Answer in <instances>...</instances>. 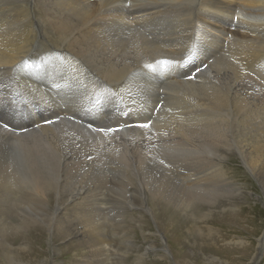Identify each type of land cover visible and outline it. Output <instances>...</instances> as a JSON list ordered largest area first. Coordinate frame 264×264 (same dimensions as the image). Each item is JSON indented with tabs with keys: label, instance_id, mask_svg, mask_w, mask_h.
Here are the masks:
<instances>
[{
	"label": "rangeland",
	"instance_id": "374dc122",
	"mask_svg": "<svg viewBox=\"0 0 264 264\" xmlns=\"http://www.w3.org/2000/svg\"><path fill=\"white\" fill-rule=\"evenodd\" d=\"M4 1L0 2L4 3ZM9 1L11 0H6L5 3ZM27 2L32 3L33 0H27ZM128 8L132 10L133 4L128 3ZM132 25L135 26L136 21ZM233 29L236 30V28ZM239 35L241 33L237 34V37ZM130 42L129 40L126 42L128 47L132 46ZM45 50L48 52L50 49H44L42 53H39L41 56L26 67L31 68L34 78L39 81L42 80L41 77L47 79L49 75L51 76L52 71V68L48 67L42 72H36L35 66L44 61L42 56L48 55ZM91 50L82 49L80 53L75 51L78 58H82H79L77 65L88 70L89 66V68H97L92 60L95 62L106 60L108 67L106 66L107 74L103 82H98L99 78L96 80L93 78L86 87V84H71L69 77L55 81V85L41 81L45 98L42 93L32 89L29 94L21 98V93L19 95L10 94L16 89L5 90L4 93L1 89L6 85L3 87L2 84L0 87L3 94L2 96L0 92V103H7L12 99L15 104L12 103L13 105L8 106L9 109L6 108L8 115L0 113V211L2 212L0 213V232L2 233L3 227L8 223L16 225L19 234L13 244L17 245L25 240L24 242L29 244L31 255L38 256L42 264H181L190 250L201 252L197 258L198 264H264V164L262 160L259 166L250 167V159L247 155L234 149L235 151H231L232 153H229L222 163L207 161L206 168L214 169V166H217L221 172H225L226 175L223 177L225 183L223 182L222 187L214 189L216 191L209 190L208 193L196 194L195 197H189V193L184 192L181 187L182 184L175 180L174 182L169 175L167 176V174L175 173L181 178L190 177L189 175L195 174V167L199 163L203 164L201 161L191 162L189 157L192 158V156L186 151L189 138L185 137L191 136V131L199 127L195 124H202L203 113L209 111L218 113L216 110L221 103L216 104L217 100L224 99L226 95H228L226 97L230 95L231 97L235 95L264 97L260 96L264 95V88H258L260 84L264 87V71L261 70L258 73L255 66L246 67L243 61L248 55V49L245 52L244 49H242L243 52L241 49H229V51L219 49L218 53L213 54L214 56L211 53L210 57L207 55V49ZM51 64L56 63L51 62ZM84 64L86 66H81ZM25 65L24 62L23 72L27 76ZM110 71L113 73L125 71L128 75L122 76L121 82V78L117 81V78L111 76L113 73L110 75ZM134 71L136 74L132 76ZM110 76L113 81L109 78ZM130 76H132L131 79ZM107 77L109 80H106ZM124 77L125 79L127 77L125 82ZM112 82L116 85L113 86ZM174 82V85L171 84ZM240 82L246 86L241 87ZM105 83L108 86L111 83V87ZM175 85L177 87H173ZM89 86H94V89H89ZM55 87L61 90L60 93L54 92ZM239 87L242 89L240 90ZM218 88L222 90L219 91ZM260 89L261 91H258ZM224 90L225 93H223ZM243 90L251 92L250 94L244 93ZM258 92L261 93L257 94ZM197 97L201 99L199 102L203 100L201 103H204L206 109L192 107V103L198 101ZM31 98L33 103H38L41 107L38 116H35L37 111L29 106L32 103ZM28 99L31 101L28 102ZM162 108L164 110H161ZM196 116H200V119ZM43 117L45 121H48L45 122ZM27 122L31 124L30 128L24 126ZM173 123H176V126ZM1 126L6 131L5 129L2 131ZM191 127H194L193 130ZM69 132H72L73 136H70ZM180 141L186 146H183ZM139 145L142 147H138ZM182 146L187 147L185 154ZM134 148L138 154L133 153ZM148 148L150 149L147 151ZM152 149H154L153 152ZM167 151L172 156H169ZM188 169L189 171L192 169L193 172L190 171L189 174ZM214 170L217 171V169ZM35 195H39L40 198ZM190 199L193 200L192 203L203 205V208L195 211L199 214L198 220H195V216H191V207L186 209L182 206L187 205ZM209 210L213 213L209 216L210 220H203L202 213H208ZM217 214L229 218L219 221ZM96 228H102V230ZM209 228L216 229L218 237L203 244L197 243L198 232L202 231L203 234L205 230L204 236ZM99 231H103L101 235ZM99 236L108 244L111 243L112 248L110 252H105L106 255H103L98 247L93 245L96 239H101ZM72 242L76 244L72 245ZM226 245L227 249L224 247ZM213 258L216 259L213 261ZM215 260H219L220 263ZM0 264L3 263L0 262Z\"/></svg>",
	"mask_w": 264,
	"mask_h": 264
},
{
	"label": "bare ground",
	"instance_id": "6f19581e",
	"mask_svg": "<svg viewBox=\"0 0 264 264\" xmlns=\"http://www.w3.org/2000/svg\"><path fill=\"white\" fill-rule=\"evenodd\" d=\"M5 1H4V3L0 2V87L2 86V84H3V87H4V85H6L5 88L1 89L2 92H4V93H5V90L12 91L13 89H16L14 92H10V94L11 95H14V94L19 95L21 93V95H20L21 98H23L24 96L29 94L31 89L35 90V92L38 91V92H40V94L41 93L43 94L42 90H44V86H42L41 81H45L49 84L55 85V83H56L55 81L62 80L64 77H69L71 84L81 83V84H86V87H87L88 83L92 81L93 78L95 80L99 78L98 82H103L105 80L103 78L106 77V74H107V72H106V69H107L106 66L108 67V65L106 63L107 61L105 60L102 62H95L92 60L93 65L97 66V68H89L90 67L89 66L87 68L88 70H86L82 67H79L77 65V62L82 58L79 57L80 58L79 59L75 51L80 53L82 49H92V50L93 49H95V50L96 49H207V51H208L207 55L209 57H210L211 53H212V56H214L213 54H216V52L219 49H224V50L228 49V51H229V49H241V50L244 49V52L246 51V49H248V51H247L248 55L243 60L245 62V66L246 67L247 66L248 67L255 66L256 72H258V73H260L261 70L264 71V0H33L32 3L31 2L28 3L27 0H13V1L11 0L8 3H5ZM128 3L133 4L132 10H130L128 8ZM135 21H136V25L133 26L132 24L135 23ZM233 28H236V30ZM237 28H239V29H237ZM239 33H241V35H239L237 37V34H239ZM128 40L131 41L130 43L132 44V46H130V47H128L126 45V42H128ZM46 48L50 49V50H48V52L45 50V53L47 52L48 55L42 56L44 61L42 63H40L39 65L35 66V69H37L36 72H40V71L42 72L46 68L51 67L52 68L51 76L49 75V77L47 79L41 77L42 80L39 81V79L34 78V75L32 74L33 72L31 70V68L27 69L26 67L31 65L38 57H40L41 55L39 53H42V51ZM69 49H77V50L74 51V50H69ZM79 49H81V50H79ZM52 51H54V52H52ZM181 51L182 50H180V52ZM241 52H243V50ZM181 53H184V52H181ZM245 54H247V53H245ZM207 55H206V58H207ZM177 57H178V55H177ZM211 59L212 58H210V60ZM24 62L26 64L25 69L27 71V76L25 75V72H23L24 67L22 65ZM51 62H54L56 64L53 65V64H51ZM80 62H82V61H80ZM231 62H229V64ZM226 63L228 65L227 60H226ZM219 64H221V63H219ZM144 65H146V64H144ZM81 66H86V64L81 65ZM238 67H240V66H238ZM139 68H140V66H139ZM234 68H236V67L234 66ZM101 70H103L102 74H101ZM131 70H133V69H131ZM212 70H213V68H212ZM253 70H255V69H253ZM112 73L113 72L110 71V75ZM232 73H234V72H232ZM134 74H136L135 71L132 74V76H134ZM124 75H128V73L126 74L125 71L124 72L118 71L116 73H113V75H111V76L117 78V81L119 78H121V82H122V76H124ZM219 75H221V74H219ZM111 76L109 78H111ZM132 76H130V79ZM231 76H233V75H231ZM54 78H55V80H53ZM218 78H219V76H218ZM260 78H261V76H260ZM123 79H125V77ZM126 79H127V77H126ZM126 79L124 80V82L126 81ZM134 79H135V77H134ZM152 79H154V78H152ZM106 80H109L108 77ZM111 80L113 81L112 78H111ZM114 80H116V79H114ZM140 80H141V78H140ZM136 81H138V79H136ZM190 81H192V80H190ZM260 81H261V79H260ZM121 82H119V83H121ZM252 82L253 81H251V83ZM110 84L111 83H109V86H108V84H106V85L108 87H111ZM112 84H113V82H112ZM171 84L174 85L175 82L171 83ZM242 84L243 83L240 84L241 87L246 86V85H244V84L242 85ZM114 85H116V84H113V86ZM123 85L126 86V84H123ZM166 85H168V84H166ZM184 85H185V83H184ZM180 86H178V87H180ZM252 86H253V84H252ZM252 86H251V88H252ZM254 86H257V85H254ZM173 87H177V86L175 85ZM218 87H220V86H218ZM237 87H236V89H237ZM241 87H239L240 90L242 89ZM259 87H261V89L264 88L261 86V84L258 85V88ZM115 88L117 89V86ZM115 88H113V89H115ZM156 88H158V87H156ZM58 89H59L58 87H55L54 92L60 93L61 90H58ZM89 89H94V86H89ZM135 89L137 90L136 87H135ZM261 89L258 91H261ZM1 90H0V92H1ZM76 90H78V89H76ZM194 90H196V89H194ZM218 90L220 91L222 89L218 88ZM2 92H1V95L3 96ZM246 92L249 93L251 91H246ZM246 92L244 91V93H246ZM118 93H120V92H118ZM223 93H225V90L223 91ZM223 93L221 92V94H223ZM230 93H232V92H230ZM252 93H253V91H252ZM259 93H261V92H258L257 94H259ZM155 94H156V92H155ZM215 94H216V92H215ZM234 94H233V96H234ZM38 95H39V93H38ZM49 95H51V94H49ZM42 96H44V98H45L44 94ZM52 96L54 97V95H52ZM52 96H50V97L52 98ZM226 96H228V95H226ZM226 96L224 99H221L219 101L216 99L217 100L216 104H217V102L221 103L219 108L216 110V111H218V113H213L211 111L203 113V115L201 117V119L203 120V122H201L202 124H200V125L195 124L197 127L198 126L199 127L197 129H194V130H193L194 127L193 128L191 127L192 128L191 130H193V131H191L192 135L189 136L190 135V132H189V135H188L189 137H185V138H189L188 145H187L188 148L186 147L188 150L183 147L186 145H183V143L180 141L183 145L182 149L184 148V154L186 151H188V153L192 156V158H190L188 156L189 159L192 160L191 162L194 161L196 163L197 161H201V162H203V164L200 165V163L198 162L199 165L197 167H195V170H194L195 174L193 173L192 176L189 175L190 177L185 175L186 178L185 177L181 178L178 176V174H175V173H172V174L170 173L171 174L170 175V174H167V172H166L167 176L169 175L171 180H173V181L175 180V181H177V183L182 184L181 187L183 188L184 192L189 193L188 194L189 197H193L194 195L196 196V194L203 195L205 192L208 193L209 190H214V189L220 187L222 184L225 183V179L223 178L226 175V174H224L225 172H221L217 166H214V169H217V171L214 170L213 168H206L205 163L207 161H214V162H221L222 163L223 162L222 160L224 158H227L228 154L232 153L231 151H233L234 149H237L243 155H247V157L250 159V164H249L250 167H252V166L257 167V165L260 164L262 161L264 164V97H263L264 95H260L263 98H259V96L257 97L255 95H253V96L251 95L250 97H246L245 95H242V96H239V95L236 96L235 95V97H231V95H230V97H226ZM202 98H204V97H202ZM46 99H48V98H46ZM57 99H58V97H57ZM197 99H198V97H197ZM31 100H32V98H31ZM31 100L28 99V102ZM199 100H201V99L199 98L198 101L193 102L192 107L194 109H197V108L206 109V106L204 105V103H201V102H203V100L201 102H199ZM36 102H38V101H36ZM167 102H166V104H170ZM12 103H13L12 99H10V101L7 103L6 102L0 103V113H6L8 115V111L6 108H8V106H11L14 104V103L13 104ZM60 103H61V101H60ZM208 103L210 104L209 101H208ZM42 105H43V103H42ZM55 105H56V103H55ZM29 106L32 108V110L37 111V113H35V116H38L37 114H39V111L41 110L40 105L38 103H33V100H32V103L29 104ZM43 106H45V105H43ZM23 108H25V107H23ZM60 108H62V107H60ZM141 108H143V107H141ZM161 110H164V109L162 108ZM85 111H87V110H85ZM69 113H70V111H69ZM151 113H150V115H151ZM161 113H160V115H161ZM162 114H164V113H162ZM198 114H200V113H198ZM63 115H64V113H63ZM153 116L155 117V115H153ZM200 116H196V118L197 117L199 118ZM49 117H51V116H49ZM68 118H70V117H68ZM43 119H44V117H43ZM59 119H60V117H59ZM93 119H95V117ZM44 121H45V119H44ZM47 121H45V122H47ZM62 121H64V120H62ZM38 122L40 123V121H38ZM136 122H138V121H136ZM143 122H142V124L140 123L142 126L144 124ZM172 122H174V121H172ZM196 122L200 123L199 121H196ZM196 122H194V123H196ZM69 123H70V121H69ZM106 123H108V122H106ZM36 125H38V124H36ZM42 125H43V123H42ZM104 125H105V123H104ZM137 125H134V126H137ZM174 125L176 126V123ZM24 126L30 128L31 124L27 122L24 124ZM74 126H75V124H74ZM134 126H133V128H134ZM171 128H173V126ZM4 129L5 128H3L2 131H4ZM39 129H41V128H39ZM65 129H66V127H65ZM5 131H6V129H5ZM88 131H89V129H88ZM187 131H188V129H187ZM31 132H33V131H31ZM75 132H76V130H75ZM75 132H73V134ZM4 133L6 134V132H4ZM71 133H70V136H73ZM185 133H186V130H185ZM11 134H13V133H11ZM82 134H83V132H82ZM99 134H98V136H100ZM120 134H122V133L120 132ZM27 135H28V133H27ZM76 135H74V136H76ZM79 135H81V134H79ZM115 135H116V133H115ZM22 136H23V134H22ZM35 136H36V133H35ZM117 137H119V136L117 135ZM141 137H144V136H141ZM79 138H81V137L79 136ZM102 138H104V136ZM149 138H151V137H149ZM23 139L26 140V138H23ZM91 141L93 142V140H91ZM109 141H110V138H109ZM117 141H119V139ZM139 141H141V140L139 139ZM160 141H162V139H160ZM49 142H51L50 139H49ZM163 142H164V140H163ZM172 142H174V141H172ZM87 144H90V143H87ZM87 144H86V146H87ZM131 144H129V145H131ZM152 144H153V140H152ZM160 144H161V142H160ZM173 144H175V143H173ZM157 145H155V146H157ZM163 145H161V146H163ZM166 145H167V142H166ZM169 145H168V147H170ZM140 146L141 145H139L138 147H140ZM93 147H95V146H93ZM102 147H99V148H102ZM118 147H117V149H118ZM163 147H165V146H163ZM176 147H179V146H176ZM86 148H88V147H86ZM129 148L130 147H128V149ZM150 148H152V147H150ZM150 148H148L147 151ZM175 149L177 150V148H174V150ZM185 149H186V151H185ZM102 150H104V149H102ZM153 150L154 149H152V152H153ZM127 151L129 152V150H127ZM181 151L183 152V150H181ZM66 152H67V150H66ZM134 152H135V148H134L133 153ZM136 152H135V154H136ZM167 152H169V151H167ZM124 153H125V151H124ZM129 153H128V155H129ZM139 153H141V152H139ZM137 154H138V152H137ZM131 155H134V154H131ZM140 155L138 157H140ZM155 155H157V157L160 156L159 154H155ZM170 155L171 154L169 152V156ZM181 155H182V153H181ZM56 156L58 157V155H56ZM63 156H64V154H63ZM193 156H194V158H193ZM151 157H152V155H151ZM161 157L162 156H160L159 158H161ZM186 157H187V155H186ZM244 157L246 158V156H244ZM64 158H65V156H64ZM77 160L79 161L78 158H77ZM97 161H98V159H97ZM131 161H133V160H131ZM121 162H123V161H121ZM98 163H99V161H98ZM181 164H183V163H181ZM40 165H43V164H40ZM188 165H190V163ZM262 165H260V167ZM193 167L194 166H192V168ZM222 170H224V169H222ZM190 171H192V169ZM190 171L188 169V173ZM216 172H218V173H216ZM181 174H183V173H181ZM253 174H255V173H253ZM167 185H168V182H167ZM223 186L225 187V185H223ZM214 191H216V190H214ZM215 193H217V192H215ZM35 196L39 197V195H35ZM38 201H40V200H38ZM192 202H193V200L190 199L187 202L188 203L187 205H184V204L183 205L181 204V205L183 207H185L186 209H189L191 207V212H190L191 216H195V220H198L199 214L195 211L203 208V205L202 204H195ZM29 204H31V203H29ZM157 206H158V204H157ZM99 208H100V206H99ZM102 210H103V208H102ZM210 211L211 210H209V212L205 213V214L201 212L203 214V218H202L203 220H210L209 216L213 214ZM0 213H2V212L0 211ZM34 215H36V214H34ZM67 215H69V214H67ZM217 215H219V214H217ZM226 218H229V217L223 216L222 214L218 216L219 221H222L223 219H226ZM4 219H6V218H4ZM233 219H235V218H233ZM230 220H231V218H230ZM2 225H4V224H2ZM96 226H98V225H96ZM93 227H95V226H93ZM59 229H61V228H59ZM89 229L94 230L93 228H89ZM96 229L102 230V228H96ZM102 232L103 231H99V235H101ZM201 232L200 231L198 232V239L196 240L197 243L200 242L203 244L207 241H212L214 238L218 237V232L214 228H209L208 232L204 236H203V234L205 233V230H203V234ZM87 233H88V231H87ZM18 234H19L18 227L16 228V225H12V223H8V225H5L3 227V231L1 233V240H0V262H2L3 264H42V261L39 259L38 256L33 257L31 255L29 244L27 242H24L25 240H23V242H21L17 245L13 244V241L16 240V236ZM89 234H91V233H89ZM74 237H73V239H74ZM92 237H94V236H92ZM96 238H97V236H96ZM78 239H80V238H78ZM76 241H77V239H76ZM94 242H93V245L97 246L98 250L103 255L107 254L105 252H110V248H112V246L110 245L111 243L108 244V242L105 239H102V238L96 239ZM88 243H90V242L88 241ZM74 244H76V242L75 243L72 242V245H74ZM77 245L80 246L79 243H77ZM89 246L91 247V245H89ZM224 247H226V249L228 248L227 245ZM91 249H92V247H91ZM199 255H201V252L198 253V252H195L194 250H192V251L190 250L188 256H186L184 258V260L181 262V264H198L197 258ZM214 259H216V258H213V261H214ZM215 261L218 262L219 260L218 261L215 260ZM218 263H220V262H218Z\"/></svg>",
	"mask_w": 264,
	"mask_h": 264
}]
</instances>
